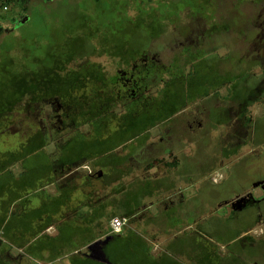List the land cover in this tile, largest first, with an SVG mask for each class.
<instances>
[{
	"label": "trees",
	"instance_id": "trees-1",
	"mask_svg": "<svg viewBox=\"0 0 264 264\" xmlns=\"http://www.w3.org/2000/svg\"><path fill=\"white\" fill-rule=\"evenodd\" d=\"M212 1L181 0L173 14L164 11L154 22L150 18L144 24L147 44L138 51L132 47L133 40L125 43L116 36L112 42L104 37L91 39L87 50L85 41L77 36L76 50L36 58L35 68L25 70L24 63L14 62V72L8 76V70L3 67L0 264H52L58 259L62 260L61 264H185L171 255L164 243H158L160 240H156L160 251L151 252L155 234H169L167 228L178 232L183 221L171 226L167 221L175 218L168 211L155 214L145 208L141 210L145 198L155 196L162 189L174 191L176 176L159 181L136 176L125 181L124 177L134 170L127 157L148 138L151 128L171 120L192 102L213 97L217 86L230 77L219 73L216 67L215 59L222 57L203 47L197 53L176 52L170 67L148 64L136 84L121 83L125 80L116 78L123 74L116 73V69L124 71L132 63H142L139 57L149 49L152 40L164 39L169 23L179 20L184 7L194 13L201 6L215 7ZM26 2L0 0V9ZM15 15L0 16V37L10 27L17 26L19 20ZM98 31L97 27L81 29L82 36L85 32L93 36ZM84 54H103L108 58L104 63L88 58L78 62L79 55ZM52 100L58 112L51 110ZM45 109L48 112L42 115L43 119L35 115ZM53 112L58 117L50 116ZM13 125L17 130H10ZM67 130L70 133H64ZM9 134L12 137H7ZM49 143H53L52 151L46 150ZM118 149L125 151L119 153ZM30 159L34 160L31 165ZM15 164L19 166L17 172L12 169ZM134 180L140 181L139 185L134 186ZM50 184L55 191L47 189ZM15 201L19 207L16 212H10V204ZM82 207L87 209L80 213ZM112 216L127 217L121 232L110 231L108 220ZM149 224L159 229L150 233ZM49 226L53 231L46 230ZM106 234L110 237L103 251L109 263L88 257L84 251L87 244ZM208 242L205 241L203 258L190 264L226 261L225 257L218 259L213 254L212 244ZM202 246L193 243V254ZM13 249L19 252L14 253ZM229 262L235 264L234 259Z\"/></svg>",
	"mask_w": 264,
	"mask_h": 264
},
{
	"label": "rangeland",
	"instance_id": "rangeland-1",
	"mask_svg": "<svg viewBox=\"0 0 264 264\" xmlns=\"http://www.w3.org/2000/svg\"><path fill=\"white\" fill-rule=\"evenodd\" d=\"M232 1L233 0H215V3L218 5V10L220 12L229 13L228 11L234 10V8H232ZM180 5L181 0H98V2L94 0H27L23 5H8L6 10L0 9V16L3 18L16 14V18L18 20L22 19V22L15 27H10V30L4 32L0 37V81L2 78L1 74H4L2 71L3 67H6L8 70V73H6L8 76L14 72V62L24 63V69L29 70L30 68H35L38 59L46 58L49 53H59L62 50H76L77 40L75 38L77 36L81 37L78 40L83 39V41H85V49L87 48V50L90 49L89 43L91 39L98 40L100 37H104L107 41L110 40V42H112L115 40L113 36H116L120 41L125 43L133 40L131 43L132 47L138 51L147 44L144 24L148 22L150 18L154 22L156 17L164 11L168 14H173V11H176ZM237 7L248 14L253 12L249 2L245 3L242 1ZM17 10H20V12ZM181 15L183 16V12ZM183 20L180 22L182 23ZM96 27L99 30V34L97 33L98 35L94 33L93 36H90L88 35L89 31L85 32V36H82L84 32L81 33V29L91 28V30H93ZM173 31L174 30H172L170 26L164 39L152 40L151 46H149L150 53L156 51L159 54L158 56L166 61L172 52L170 49L171 42L167 38L176 36L172 33ZM230 32L221 33L219 39L204 44V48H216L218 54L222 56L226 54L223 44L229 47L232 42L230 50L236 53V58L239 57L245 45L239 41L242 37L241 29L238 28V31ZM236 33L240 38H235ZM233 42H235V44H233ZM156 43L159 45L156 46ZM79 56L81 57L77 59L78 62L84 58H88L91 60H101L104 63L108 58L103 54L89 56H85L84 54ZM79 56L75 55L76 58ZM229 63V61H226L225 67L228 68ZM106 65V67L111 69V66H108V64ZM238 67L242 68L245 67V65L242 62L238 64ZM238 69L239 68H237V71ZM221 93H224V89L221 90ZM51 103L54 107H57L55 100H52ZM259 111L260 108L258 107L254 109V112ZM47 112L48 111L45 109L43 116L47 114ZM38 117L43 119L42 113ZM12 118L14 119L15 115ZM221 122H226V119L223 118ZM10 130H17V126H10ZM224 130V126L219 127L214 139L189 136L188 142L184 144L187 154L181 156L180 164L175 171L180 175H176L177 177L175 179V183L178 185L177 190L183 191L184 195L189 196L194 193L193 198L200 202L199 212L205 210L206 207L216 206L220 199L231 195L235 190L240 188V185L245 186L251 184L256 175L260 174L261 171L264 172V152L262 151L264 145L261 146L262 144H259L260 140H264V112L259 115L258 120L253 121L251 124L252 151L244 154L243 157L234 163L223 162V157L226 154L221 153V150L223 152L232 150L229 147L226 148V150L224 148V143L227 139ZM149 132L151 137L155 138L157 127L151 128ZM64 133L68 134L70 131L67 130L64 131ZM7 137L12 136L9 134ZM11 142L12 138H9V143L11 144ZM179 145L183 146L181 142H179ZM53 149V143L46 145V150L52 151ZM124 151V149H118L119 153H123ZM244 151L245 147L242 148L241 152L244 153ZM232 152H234V150H232ZM33 161V159H30L29 164L31 165ZM214 169L216 172L211 175L214 177V180L220 179L223 175L222 180L218 183H212L209 178L210 171ZM13 170L17 171L18 166H14ZM138 173L139 169L135 168L130 175L124 177V180L127 181L136 176L140 177ZM171 177L172 176H170L169 179H171ZM137 180H134V186L139 185L140 181ZM186 183H189L187 185L188 187ZM170 195L171 194H168L167 191H163L153 197L145 198V206L141 207V210L145 208V211L149 213L159 212L162 208L161 202ZM169 198H172L174 201L178 199V197L175 198V196H170ZM190 200L191 202L189 203L191 204L195 201L193 199ZM195 203L197 202L195 201ZM172 210L177 213L181 211L180 204L175 208L169 207L167 209L170 214ZM221 211L220 209L217 213L222 214ZM171 217L172 216H169V218ZM190 218H192V215L180 216L171 219L169 222L167 221V224L176 226L182 221L185 222V220H190ZM228 221L230 222L229 226L234 228L235 225L232 219ZM228 221L219 218L216 214H212L197 223L196 227L199 229L200 233L193 232L190 228L180 227L178 232H173V229H169V234L162 235L160 238H157L155 234L154 237L160 240L158 243H164V246L168 247L167 251L178 260L184 261L185 264L192 261L197 262L203 258L202 254L205 245L203 237L224 243V241L229 240L234 235L232 230L226 231V223ZM250 221L251 217L248 222L243 224L250 223ZM147 231L154 234L156 229L153 228V225L149 224L147 225ZM256 232H259V228ZM158 243L156 240L152 241L151 252L153 254H157L160 251ZM193 243L203 245L197 251L200 255H194L197 253L193 254L191 249ZM229 243L231 244H229L228 247L233 248V252L228 253L224 259L226 261H222L221 264H228L230 263L229 260L231 261L233 259L236 264H252L251 256L254 253L252 247H247L244 244V247L239 249L240 246L237 242L229 241ZM220 250L222 252L225 251L222 246ZM84 251L87 252V249L84 248ZM219 261L221 262V259H219ZM220 262H218V264H220Z\"/></svg>",
	"mask_w": 264,
	"mask_h": 264
},
{
	"label": "flooded vegetation",
	"instance_id": "flooded-vegetation-1",
	"mask_svg": "<svg viewBox=\"0 0 264 264\" xmlns=\"http://www.w3.org/2000/svg\"><path fill=\"white\" fill-rule=\"evenodd\" d=\"M213 1L215 2V0ZM242 1L251 4L252 13L248 14L238 9L237 6ZM199 8L192 13L189 7H184L181 10L184 12V17L180 15L178 21L169 23V27L171 26L174 30L172 33L176 36L167 38L171 42L170 49L172 52L166 61L158 56V52L150 53V49H148L142 54V57H139L142 63H132L124 71L120 68L116 69V73L123 74L116 78L125 80H121V83L136 84L141 80L142 69L146 70L148 64L156 67H170L172 57L176 52H181L182 55H186L189 51L197 53L200 48H204V44L219 39L223 32H236L238 28L241 29L242 37H238L236 33L235 38H240L239 41L245 44L244 50L240 52V56L237 58L235 57L236 53L230 50L232 42L229 47L223 44L226 54L222 56L218 54L216 48H208L216 53V57H222V59H215L216 67L219 68V73L223 75L227 73L230 78L217 86L216 95L192 102L182 111L176 113L171 120L156 126L155 138L149 135L142 144L135 148L133 153L127 157V163L132 164L134 170L135 168L139 169L138 175L140 177L147 176L152 180L159 181L167 176L169 178L170 176H180L175 171L180 164L181 156L187 154L184 144L188 142V137L214 139L218 128L222 126L225 127L224 131L227 138L224 143L225 150L229 147L235 152H241L242 148L245 147L246 154L252 151L251 124L258 120L259 115L264 112V0H233L232 8L234 10H230L231 13L230 11H228L229 13L220 12L218 5ZM226 61L230 62L228 68L225 67ZM238 62H243L245 67H238ZM237 68H239L238 71ZM125 75L127 76L125 77ZM223 89L224 93L222 94L221 90ZM49 106L51 110H57V107H54L50 101ZM256 107L260 108V111L254 113ZM35 115L39 116L40 113L36 112ZM50 116L58 117V114L53 112ZM223 118L226 119V122H221ZM179 142L183 146H180ZM263 145L264 140L261 146ZM262 151L264 152V147H262ZM215 172L214 169L209 174L212 183H218L223 178L221 174L220 179L213 180L211 175ZM262 172L254 177L251 184L243 186L240 190H235L231 195L220 199L218 201V204H221L219 207L217 204L206 207L205 210L199 212L200 202L193 198L194 193L189 196L174 189L168 194H171V197H178L177 201L167 196L161 202L162 208L159 212L164 214L169 207L175 208L180 204L181 211L177 213L172 210L169 214L173 215L174 218L192 215L190 220L183 221V227L190 228L196 233H200L196 227L197 223L212 214L218 215L225 221L232 219L236 228L230 227L228 221L226 231L232 230L233 233L235 231L236 233L233 238L224 241V244L203 237L204 241L207 242L208 240V243L212 244L213 254H216L217 258L227 256L228 253L233 252V248L228 247L231 244L229 241H234L240 246L239 249H242L244 244L254 249L251 256L252 264H264V172ZM238 197L240 199L236 201ZM190 199L197 203L195 201L193 204L189 203L191 202ZM226 200L227 202H225ZM220 209L222 214L217 213ZM250 217V223L243 224L248 222ZM152 225L154 229H159L154 224ZM238 226H240L239 229ZM243 226L244 228H242ZM258 228L259 232H256ZM161 235L156 236L160 238ZM155 240L158 241L159 239L155 238ZM221 246L225 249L224 252L220 250Z\"/></svg>",
	"mask_w": 264,
	"mask_h": 264
},
{
	"label": "crops",
	"instance_id": "crops-1",
	"mask_svg": "<svg viewBox=\"0 0 264 264\" xmlns=\"http://www.w3.org/2000/svg\"><path fill=\"white\" fill-rule=\"evenodd\" d=\"M255 113V112H254ZM262 142H263V140L262 141H260V143L259 144H262ZM48 151V150H47ZM54 153V152H53ZM221 153H225L226 155L223 157L224 159H223V162H230V163H234V162H236V161H238L241 157H243L244 156V154H246L245 153V151H244V153L243 152H232V151H229V152H223L222 150H221ZM14 166H18V164H15V165H13V167ZM13 167H12V169H13ZM83 168H84V166H82ZM18 170H19V166H18ZM17 170V171H18ZM17 171H15V172H17ZM177 184V183H176ZM178 185H176L174 188H176V189H178V187H177ZM187 186V185H186ZM246 186V185H245ZM188 187V186H187ZM243 186H241L240 185V188L238 189V190H240L241 188H242ZM47 189L49 190V191H55V187H54V185L53 184H50V185H48L47 186ZM163 191H165V190H163ZM162 191V192H163ZM166 192V191H165ZM179 192H181L180 190H179ZM183 192V191H182ZM18 204H17V202L15 201V202H13V203H11L10 204V207H9V211L10 212H16L17 211V209H18ZM86 209H87V207H82L81 209H80V213H82L83 211H86ZM48 232H51V231H53V227L52 226H49L47 229H46ZM104 236V235H103ZM102 237V236H101ZM86 248V247H85ZM14 250V251H13ZM12 250V252H14V253H16V252H19V249H13ZM88 252V251H87ZM87 252H86V254H87ZM56 263H62V260H60V259H58V260H56L54 263H52V264H56Z\"/></svg>",
	"mask_w": 264,
	"mask_h": 264
},
{
	"label": "water",
	"instance_id": "water-1",
	"mask_svg": "<svg viewBox=\"0 0 264 264\" xmlns=\"http://www.w3.org/2000/svg\"><path fill=\"white\" fill-rule=\"evenodd\" d=\"M27 18V17H26ZM22 22V19L18 21L15 25H18ZM100 170H98V173ZM240 199L238 197L236 201ZM227 202V200L225 201ZM224 202V203H225ZM223 203V204H224ZM221 204H218L217 207H219ZM110 234H106L103 237L96 238L95 240L91 241L90 243L87 244L86 249H87V256L105 263H109L108 259L105 256V253L103 251V246L106 244L107 240L109 239Z\"/></svg>",
	"mask_w": 264,
	"mask_h": 264
},
{
	"label": "built area",
	"instance_id": "built-area-1",
	"mask_svg": "<svg viewBox=\"0 0 264 264\" xmlns=\"http://www.w3.org/2000/svg\"><path fill=\"white\" fill-rule=\"evenodd\" d=\"M6 8H7L6 5H4L2 7L3 10H5ZM212 178L214 180V177H212ZM127 222H128L127 217H124V216H112L108 220L110 231L111 232H115V233L121 232L123 226L126 225Z\"/></svg>",
	"mask_w": 264,
	"mask_h": 264
}]
</instances>
